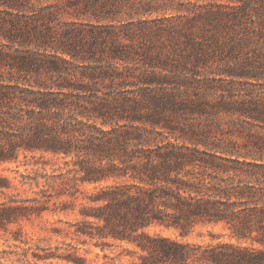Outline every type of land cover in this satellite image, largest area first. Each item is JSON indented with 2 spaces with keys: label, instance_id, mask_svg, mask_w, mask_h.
Here are the masks:
<instances>
[{
  "label": "trees",
  "instance_id": "16d2710c",
  "mask_svg": "<svg viewBox=\"0 0 264 264\" xmlns=\"http://www.w3.org/2000/svg\"><path fill=\"white\" fill-rule=\"evenodd\" d=\"M256 3L0 0V165L23 155L20 184L35 193L0 174V230L74 209L83 194L79 218L55 231L95 240L104 264H123L122 243L142 252L131 264H264V90L239 78L264 70ZM169 7L177 14L145 16ZM45 154L63 159L58 174ZM201 223L230 239H185ZM30 249L0 250V264L12 253L86 260L33 251L34 261Z\"/></svg>",
  "mask_w": 264,
  "mask_h": 264
},
{
  "label": "rangeland",
  "instance_id": "374dc122",
  "mask_svg": "<svg viewBox=\"0 0 264 264\" xmlns=\"http://www.w3.org/2000/svg\"><path fill=\"white\" fill-rule=\"evenodd\" d=\"M187 2L188 0H175L176 3L178 2ZM192 1H198L201 4H206L209 1L216 2V1H222L224 3H231V0H192ZM256 2H261V0H251V3L257 4ZM178 6V5H176ZM260 11V10H259ZM177 14V11L174 10V8L169 7L166 10H161L160 12H153L152 14H146L145 16L148 18H156V17H164V16H172ZM252 17L255 18L256 24L258 25L259 19L262 18V13H257V11H253ZM248 27H251V23H248ZM232 32V29L231 31ZM253 44V42L251 43ZM253 60L251 61L252 64L256 65L261 62L259 60L258 56L252 57ZM255 71H252L250 73V77H239L241 80L245 81V86L252 88L256 91L264 90V70L261 72L258 70V72H261L260 74L262 77L259 80H256L254 74ZM40 154H37V157H39ZM21 161L20 162H11L0 165V174L7 175L13 183L16 185V188L11 189L13 192H18L20 196L22 197H33L34 196V189L30 187V185L26 184L22 186L20 184L21 176L20 174L22 172H25L26 167L31 169V165H24L23 162L26 161V158H24L23 155H21ZM45 158L49 159L50 161L57 162L56 165L48 164L46 166V171L49 174L52 173H59V169L54 171L55 167H59L63 163V159L57 158L56 156H53L51 154H45ZM42 183L44 182L43 179ZM80 187L82 190H85V192H91L95 184L86 183V184H80ZM36 189V187H35ZM3 199L2 196H0V201ZM72 200L71 197L64 195L56 199L57 205L61 208L64 203L62 201L69 202ZM86 200L83 198V194H80V198L75 200V208L70 209L69 211H59V212H53V211H45L40 215H33L30 218H25L20 220L16 224H12L9 226L8 231L0 230V250L8 249V250H18V252H23L27 247H31L29 250V256L32 260L36 261V259L33 257L32 252H39L41 254L45 252H56V253H62V254H68L72 253L73 256H84L86 258L85 264H104L107 259L104 257V251H102L100 246H97L95 244V240H88L87 242H82V240H78L77 238H74L72 234H67L66 231H63V233H58L55 230L57 228H66L68 226L67 222L75 221L79 218L80 214V208L83 203H85ZM51 205L53 203L51 202ZM20 229L22 237L24 240H26L28 243L19 242L21 246L16 247L14 243L16 240L13 239L12 230ZM150 231L152 233L160 232L164 235H168L171 237H178L179 232L174 228H165L162 226H152L150 228ZM221 235V239L229 240V230L224 228L222 224H204L201 223L195 227V229L185 237L187 240L191 241H199V242H209L213 240H217V236ZM233 241H236L233 239ZM137 249L134 247V245L130 243H122V246H117L113 252H120L123 251L124 255L121 259V262L123 264H131L132 261H141L139 258V254L142 253L140 250H138L137 253H135ZM107 253L113 254L111 249L106 250ZM11 254L10 257L7 259H3V262L5 264H22L26 263L27 261H19L17 259L16 255ZM23 257V256H21ZM39 264H75L73 261H69L66 258L61 257H55V258H49L47 260H37ZM31 264V263H29Z\"/></svg>",
  "mask_w": 264,
  "mask_h": 264
}]
</instances>
